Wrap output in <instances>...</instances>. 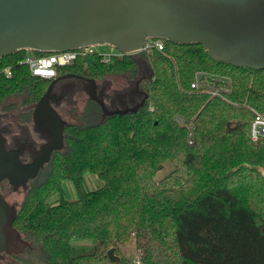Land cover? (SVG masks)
<instances>
[{"label": "trees", "instance_id": "trees-1", "mask_svg": "<svg viewBox=\"0 0 264 264\" xmlns=\"http://www.w3.org/2000/svg\"><path fill=\"white\" fill-rule=\"evenodd\" d=\"M163 43L151 56H85L59 68L58 76L97 83L140 80L147 98L125 115L104 117L91 100L80 114L66 111L63 148L10 192L24 194L14 227L31 247L1 254V264H264V139L251 136L256 114L264 116V70L215 61L201 44ZM27 52L0 59V68L13 70L0 77V106L21 101L24 123L34 122L53 81L19 64ZM197 81L227 91L213 96L193 89ZM168 162L173 171L156 181ZM87 174L97 177V189H89ZM67 181L74 200L65 195ZM131 242L136 260L124 252Z\"/></svg>", "mask_w": 264, "mask_h": 264}, {"label": "water", "instance_id": "water-1", "mask_svg": "<svg viewBox=\"0 0 264 264\" xmlns=\"http://www.w3.org/2000/svg\"><path fill=\"white\" fill-rule=\"evenodd\" d=\"M149 40L201 44L215 61L264 70V0H0V59L22 50L63 53L97 45L132 55L144 51ZM61 80L69 87L67 96L87 82L89 98L104 117L136 112L147 98L141 92L144 98L135 107L111 110L95 80L67 74L52 81L35 107L34 123L48 144L31 163L21 160L23 146L7 149L0 134V255L18 256L31 247L14 227L18 210L1 186L25 188L63 148L66 125L51 104ZM108 255L117 260L114 249Z\"/></svg>", "mask_w": 264, "mask_h": 264}, {"label": "rangeland", "instance_id": "rangeland-1", "mask_svg": "<svg viewBox=\"0 0 264 264\" xmlns=\"http://www.w3.org/2000/svg\"><path fill=\"white\" fill-rule=\"evenodd\" d=\"M201 83L203 85L208 84L207 81ZM210 85L212 87L214 86L212 84ZM134 86V82L130 81L126 77L110 76L106 78L105 81L98 83V94L102 96L103 100H105L106 105L110 109L123 110L127 107H134L135 104L141 100V95L134 94ZM223 88L226 90L225 86ZM88 100H90V98L87 89L84 85H80V87L75 89L70 96L65 97V101L59 106V108H56L62 119L66 121L69 120L66 111H68L70 108L76 107L78 114H80ZM20 104L21 101L15 100L10 101L3 106H0V132L2 133L0 134L5 139H8L6 144L8 146L14 145L12 141L14 139L19 140L20 142L26 141L31 145H35L34 152L36 150L38 151L42 145H45L48 142V138L36 129L34 122H22L20 115L24 113L23 111L25 110L20 107ZM25 157L30 159L29 157H27V153L25 154ZM173 169V164L171 162H168L164 166V169L156 175L155 180H163L173 171ZM86 182L89 189L91 190L97 189L100 184L97 177L90 174L86 175ZM5 183L8 184V186L5 185L6 190H4L6 191L4 194L7 197V201L11 205L19 204L23 199V192L19 191L17 193H10L13 187L8 182ZM63 187L65 190V195L68 199L74 200L77 198L76 190L71 182H65ZM6 197L4 196L5 199ZM124 252L131 260H136L138 258V253L135 250L133 242L129 243L125 247ZM1 262L3 261L0 260V264Z\"/></svg>", "mask_w": 264, "mask_h": 264}, {"label": "built area", "instance_id": "built-area-1", "mask_svg": "<svg viewBox=\"0 0 264 264\" xmlns=\"http://www.w3.org/2000/svg\"><path fill=\"white\" fill-rule=\"evenodd\" d=\"M164 49L163 40H149L144 51L148 55H152L154 50L162 51ZM26 57L19 62L20 65L29 68L31 74L35 77L43 78L46 80H54L58 76V70L61 67H66L73 64L78 58L85 56H100L104 61L108 62L114 56H122L119 51L109 45H97L87 48H81L75 51L63 52V53H50L48 55H37L34 51L27 50ZM0 77L12 78L13 70L11 67L0 68ZM208 84L203 85L197 81L192 85L193 89L204 88L210 92L213 96H222L225 90L224 88H216ZM180 123H184L183 120H179ZM251 136L254 142H258L264 139V116L256 114L254 122L251 128ZM134 264H143L140 260H136Z\"/></svg>", "mask_w": 264, "mask_h": 264}, {"label": "flooded vegetation", "instance_id": "flooded-vegetation-1", "mask_svg": "<svg viewBox=\"0 0 264 264\" xmlns=\"http://www.w3.org/2000/svg\"><path fill=\"white\" fill-rule=\"evenodd\" d=\"M60 77V76H57V78ZM56 78V79H57ZM55 80V79H54ZM68 80V79H67ZM81 81V80H80ZM82 82V85L85 86V88L87 89V91H89V84L85 81H81ZM80 82V83H81ZM98 84V83H97ZM140 80L135 84V86L133 87V92L134 94H137V95H141V100L139 102H137L135 104V106L137 104H139L142 100H143V95L141 94V92H143L141 89H140ZM67 92H69V87L68 85L66 84L65 80H61V81H58V83L56 84L55 88H54V91L52 93L53 95V98L51 100V104L52 106L56 109L57 111V108H59V106L65 101V97L67 96ZM99 95V94H98ZM99 97L102 98L101 95H99ZM105 101V100H104ZM134 106V107H135ZM108 107V106H107ZM101 108V107H100ZM109 108V107H108ZM127 108H130V107H127ZM125 108V109H127ZM133 108V107H132ZM110 109V108H109ZM112 110V109H111ZM113 110H118V109H113ZM102 111V109H101ZM58 112V111H57ZM103 114V112H102ZM61 116V115H60ZM33 119H34V114H33ZM64 121V119H63ZM65 122V121H64ZM1 133V132H0ZM2 134V133H1ZM4 138V137H3ZM6 141V144H7V141L8 139H5ZM13 141V146H7V149L9 150H18L20 149L22 146L24 147V151H23V155L21 156V160L26 163V164H29L33 161V159L36 157L37 153H40L42 151V149L48 144V142L45 144V145H42L41 148L37 151L34 152V149H35V145H31L30 143H27L26 141L25 142H20L19 140H12ZM27 153V157H29L30 159L26 158L25 157V154Z\"/></svg>", "mask_w": 264, "mask_h": 264}]
</instances>
